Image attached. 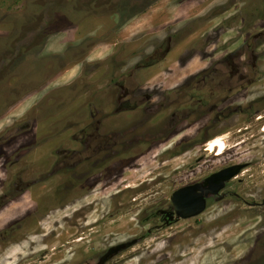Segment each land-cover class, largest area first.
<instances>
[{
    "label": "rangeland",
    "instance_id": "obj_1",
    "mask_svg": "<svg viewBox=\"0 0 264 264\" xmlns=\"http://www.w3.org/2000/svg\"><path fill=\"white\" fill-rule=\"evenodd\" d=\"M118 95L155 108L140 121ZM137 119L149 141L77 137ZM57 152L73 157L52 167ZM232 165L202 211L160 217L176 191ZM73 184L76 200L1 237L0 264H264V0H0V231L35 194L66 201Z\"/></svg>",
    "mask_w": 264,
    "mask_h": 264
},
{
    "label": "flooded vegetation",
    "instance_id": "obj_2",
    "mask_svg": "<svg viewBox=\"0 0 264 264\" xmlns=\"http://www.w3.org/2000/svg\"><path fill=\"white\" fill-rule=\"evenodd\" d=\"M116 83L118 84L119 82H116ZM119 85L123 86L122 83L121 84L119 83ZM183 92L186 93L187 90L183 91ZM123 96L124 95H118L116 97L118 100V104H121V109L124 110L125 108H129L130 103L133 102L132 99H134V106L135 107L137 106V108L139 110L138 114L140 112V114L142 115V117H140V119H141L140 121H143V119H146L148 116H150L152 114V111L155 108V106H150L148 95H144V96L132 95L133 98L127 97V99H125V100H124ZM165 97H167L166 99H168V97H170V95H168L166 93ZM164 100L165 99L163 98V101H162L163 103H161V106L164 107V109H166V108H168V106L166 105V103H164ZM90 108H91V104H89V109ZM119 112H120V110L117 111V113H119ZM101 113L102 112L99 110L93 111L90 109V112L88 113L89 114L88 118L89 119L101 118ZM166 115H167V113H166ZM166 115H164V118H166L165 117ZM138 119L136 121L132 120V121L125 122V124H124V126L126 125L125 127L122 124L120 127L117 128L119 130L112 129V130H114V132H111L110 134L109 133L103 134V135H98L97 123L89 122L87 126L80 129V132L77 134V137L85 145H93L94 144V145L98 146L99 149H103L107 145L110 144V141H108V138H110V137H111V139H113L111 141H114L117 143V146H119L118 144H120V143H121L120 144L121 146H125V144H129V143L133 144V143L139 141L140 139H142L144 141H149L147 136L145 137V134L149 135L148 132L142 133V134H140L138 132H134V129L137 127L138 124H140ZM73 134H75V133H72V135ZM125 135H131V136L125 138ZM56 146H58V145H56ZM59 148H61V147H58V148L55 147V149H52V150L53 151L64 150V149H59ZM22 149H24V151H25L24 155H26V154L30 153L33 148L28 147V146H24V148H22ZM19 155H20V153H17L14 158L18 159ZM70 157L71 158L73 157V153H72V155H70L69 152H68V154L65 152L64 153L63 152H57L56 155L54 156V159H53L54 161L51 163V165H52V167H59V164H60L59 162L63 163L66 160L68 162L71 160ZM72 167H73V164L71 162L70 163V169L71 170H72ZM239 170L240 169L238 166H234V165L228 166V167L222 168L218 171H215L208 176L205 175V176H202L201 178L199 177V179L196 182L192 183L190 186H193L195 184H197L199 186L198 188H196L195 194H197V193L201 194V196L203 197V206H205V204H207L209 202L210 198L214 197V195H220L223 192V190H225V188L228 185L227 183L230 181H233L235 179ZM14 172H16V171H14ZM219 172H222V173L219 174ZM213 174H214L213 180H211V182L207 181V179ZM12 175H10L8 179L13 180L12 182H16L15 178H17V176L13 175L14 176L13 177ZM227 176H229V177L227 178ZM87 179H88V182H90L89 181L90 178H87ZM88 182L86 181L87 184H88ZM221 182H223V185L216 192L207 191L209 195H212L211 197L204 195L203 190H205V188H207L209 183L216 186L217 184H220ZM69 183H71V181ZM61 186H62L61 184H58L57 186H55V188L56 187L60 188ZM51 188H48L42 197L40 196V194H35L36 196L31 197L29 199L30 202L27 199L23 200V202H22L23 206H25L24 202L27 200L29 202V204L27 206L30 207L31 210L25 211L23 209L25 212V216H23L20 220H17V221L12 222L11 224H8L7 226H5V228L3 230L0 231V251H3V252L5 251L4 240L1 237H4L6 235L10 236V234H14L16 231L23 229L25 227V225L27 224L28 220H30V218L32 217V212L35 214H38L39 212H41V213L42 212L43 213L51 212V211L57 209L58 207H60L61 205L65 206L67 203L70 202V199L74 198L73 200H76L75 198H77L80 195V192L82 191L80 189V187H78L77 185H74V184L70 185L71 190L69 189L67 193H64L65 195H67L66 196L67 200L64 201L63 198H61L60 196L57 195L58 190H56V189L51 190ZM16 193L17 194L15 195L14 200L11 199L10 201L17 202L20 200V198H22L23 193H21L20 190H17ZM33 193H35V192H33ZM32 194H30V196ZM37 195H39V196H37ZM4 196L6 197V195H4ZM170 201H171V198H170ZM171 204H172V201L170 202V205ZM172 207H173V205L170 207L171 210H167V211L162 212V215L160 216L161 218L164 219V221L168 225L171 224V222H173L175 220V217H173V212L174 213H175V211L177 212V210L174 207L172 209ZM192 208L193 207H191L190 205H186L185 207H182L180 211L183 213H189V212H192L195 210V208L194 209H192ZM107 257L108 256H105L104 259L102 260V262L99 261V264H107L108 263V261L106 260ZM3 258H4V256H3ZM31 258H33L34 260L32 259V263H29V264H36V262H38V264H40V263L45 261L46 255L36 254V255L31 256ZM47 259L48 258H46V260ZM1 260H3V259L0 258V263H1Z\"/></svg>",
    "mask_w": 264,
    "mask_h": 264
},
{
    "label": "water",
    "instance_id": "obj_3",
    "mask_svg": "<svg viewBox=\"0 0 264 264\" xmlns=\"http://www.w3.org/2000/svg\"><path fill=\"white\" fill-rule=\"evenodd\" d=\"M222 172H219V174H221ZM229 176H227L228 178ZM214 178V174L211 175L207 181L213 180ZM223 185V182H221L220 184H217L216 186H214L213 184H210L207 186V188H205L204 191V195L208 196V192L207 191H211V192H216L218 189H220ZM199 186L197 184L193 185V186H189V187H185V188H181L180 190L176 191L174 193L173 198H171L172 203L174 204L175 209L177 210V212L179 211L180 213L184 214V215H192L195 214L197 212L202 211V209L204 208L203 206V197L201 196V194H195V190L196 188H198ZM191 191V192H190ZM201 196V197H200ZM186 205H190L191 207H193L192 209L195 208L194 211L189 212V213H183L181 212V208L185 207Z\"/></svg>",
    "mask_w": 264,
    "mask_h": 264
},
{
    "label": "bare ground",
    "instance_id": "obj_4",
    "mask_svg": "<svg viewBox=\"0 0 264 264\" xmlns=\"http://www.w3.org/2000/svg\"><path fill=\"white\" fill-rule=\"evenodd\" d=\"M225 136V135H223ZM225 140L222 136H216L212 137L211 139L208 140L207 146L213 147L214 150L220 154L224 151L225 147Z\"/></svg>",
    "mask_w": 264,
    "mask_h": 264
}]
</instances>
